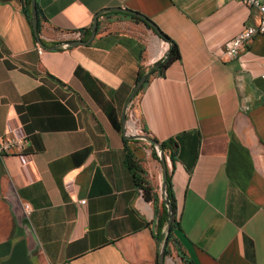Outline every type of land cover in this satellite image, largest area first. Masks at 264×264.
<instances>
[{
  "label": "crops",
  "instance_id": "0c3cea01",
  "mask_svg": "<svg viewBox=\"0 0 264 264\" xmlns=\"http://www.w3.org/2000/svg\"><path fill=\"white\" fill-rule=\"evenodd\" d=\"M36 4L48 45L90 32L110 8L145 16L162 37L103 13L87 46L38 55L23 0H0V140L28 141L0 156V264H157L166 227L125 156L159 204L162 164L155 145L124 144L129 120L138 136L172 142L162 154L178 228L164 264H264V36L235 59L220 55L258 12L237 0ZM172 45L179 58L151 75Z\"/></svg>",
  "mask_w": 264,
  "mask_h": 264
},
{
  "label": "trees",
  "instance_id": "16d2710c",
  "mask_svg": "<svg viewBox=\"0 0 264 264\" xmlns=\"http://www.w3.org/2000/svg\"><path fill=\"white\" fill-rule=\"evenodd\" d=\"M24 5L27 8L26 11V16L28 18V21L30 22V5H31V0H23ZM36 10H37V15H38V23H37V35L34 34V40L36 43H38L40 46L42 47H53L55 49L60 48L59 46H53V45H48L45 42H43L42 40H40L38 34L40 32V12H39V8L36 4ZM125 17H128L134 21L140 22L142 24H144L147 28L151 29L149 25H147L145 22H143L142 20L138 19L137 17H134L132 15L129 14H122ZM31 25V24H30ZM90 35L89 29L86 30L83 33V37L82 39H87ZM179 55L176 49L175 45H172L169 49L168 55L165 58V60L162 63H159L157 67H153L150 69V74H162L163 70L174 60L178 59ZM141 78V74L138 76L137 81ZM109 120L111 122V124L118 129V123L116 122V120L114 119L113 115H109ZM124 139V144L127 143V139ZM171 141H169L168 143H162V150L165 147H169V145H171ZM155 156V154H154ZM171 158V157H170ZM125 164L127 169L131 172L134 182L136 185L140 186V190H142V196L143 198L147 201V202H152V204L154 205V214L156 216V222H157V227L161 228V227H166L167 221H168V212H167V204L171 207L172 209V213H173V218H172V222L170 224V232L167 236V245H166V249L164 252V256L169 255V244L171 242V239L173 237V230L178 228V224L175 221V210H174V200L172 198V194L169 190V188L167 187V183L165 185V200L162 199V201L159 204V199L158 197L152 193L151 189L149 187H144L143 184V179H142V173L143 170L141 169L140 165L133 159L132 156H130L128 153L125 156ZM158 206L160 207V210H158ZM160 243L162 242L159 241ZM178 256L183 260L184 257L181 253H178ZM185 260V259H184ZM187 262V261H186ZM158 263V262H157ZM189 264V263H186Z\"/></svg>",
  "mask_w": 264,
  "mask_h": 264
},
{
  "label": "built area",
  "instance_id": "2783aa9c",
  "mask_svg": "<svg viewBox=\"0 0 264 264\" xmlns=\"http://www.w3.org/2000/svg\"><path fill=\"white\" fill-rule=\"evenodd\" d=\"M249 8H253L258 12V20L255 25H248L244 27L236 36L224 43L221 49V57L226 59H235L245 49L248 42L255 36H264V3L259 0H237ZM68 41L82 40V31H72L65 35ZM62 48H68L66 44L61 45ZM35 49L38 55H42L44 49L35 43ZM264 80V75L261 76ZM140 134L139 129L135 127L133 120H129L127 124H124L122 129L123 138L135 137ZM28 141L24 137H8L0 140V156L16 153L20 154L27 148ZM156 154L158 158L161 157V151L156 147ZM162 196V194H161ZM163 199V197H162ZM85 201H80V204H84Z\"/></svg>",
  "mask_w": 264,
  "mask_h": 264
},
{
  "label": "water",
  "instance_id": "95a60500",
  "mask_svg": "<svg viewBox=\"0 0 264 264\" xmlns=\"http://www.w3.org/2000/svg\"><path fill=\"white\" fill-rule=\"evenodd\" d=\"M103 13H123V14H129L132 15L134 17H137L138 19L142 20L143 22H145L147 25L150 26V28L160 37H162V35L160 34V32L158 31V29L143 15L130 11L128 9H121V8H110V9H104L99 11L93 18L92 21V25L90 27V35L87 39L85 40H75V41H68L65 42L64 44L67 45L68 48H75L78 46H87L88 44H90L92 42V40L94 39V36L96 34V28H97V19L98 17L103 14ZM37 23H38V15H37V10H36V0H31V5H30V24L32 27V30L34 32L35 35H37ZM54 48H49V50H53ZM158 64H156L154 67H157ZM147 78V75H143L136 83L129 99H128V103L131 101V99L138 93V91L142 88V86L145 83V80ZM135 138H140L144 141H147L148 143L155 145L158 149H160L161 151V157H160V162L162 164V175H163V182H162V190H161V194L163 197V200H165V185H166V166H165V160H164V156L162 154V144L154 141L153 139H150L149 137L146 136H135V137H129L127 139H135ZM167 212H168V221L166 224V230L165 232L161 235V244L159 247V253H158V257H157V264H164V260H165V256H164V252L166 249V245H167V236L170 232V224L172 222V218H173V213H172V209L171 207L167 204Z\"/></svg>",
  "mask_w": 264,
  "mask_h": 264
}]
</instances>
